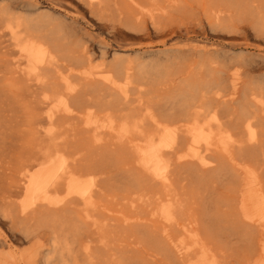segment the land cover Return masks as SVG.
<instances>
[{
    "label": "rangeland",
    "instance_id": "374dc122",
    "mask_svg": "<svg viewBox=\"0 0 264 264\" xmlns=\"http://www.w3.org/2000/svg\"><path fill=\"white\" fill-rule=\"evenodd\" d=\"M245 1L0 0L6 71L0 78L1 129L13 134L0 160V264H87L80 242L97 244L95 255L106 256L105 264L111 254L122 264H246L238 262L244 247L264 242L262 162L220 153L207 171L191 158L204 149L181 133L166 179L145 170L153 149L170 140L169 132L183 126L217 133L208 124L211 111L197 122L176 123L167 116L188 84L221 85L227 101L244 82L247 88L264 83V30ZM236 6L248 10L245 17L216 21V11ZM21 48L27 59L15 54ZM45 96L51 98L48 106ZM58 101L70 110L50 125L45 117ZM36 151L57 155L52 182H46L49 163L22 169ZM186 154L187 160L180 159ZM58 202L68 203L62 211L51 210ZM35 206L33 215L21 216ZM99 241L108 243L110 255ZM263 259L259 251L253 261Z\"/></svg>",
    "mask_w": 264,
    "mask_h": 264
},
{
    "label": "bare ground",
    "instance_id": "6f19581e",
    "mask_svg": "<svg viewBox=\"0 0 264 264\" xmlns=\"http://www.w3.org/2000/svg\"><path fill=\"white\" fill-rule=\"evenodd\" d=\"M77 1V0H75ZM92 4H100L101 0H87ZM116 1V0H115ZM226 1V0H225ZM241 3L240 1H236ZM235 2V4H236ZM246 3H250V10L252 14V20H254L257 23H260L263 30H264V0H246ZM233 3V2H231ZM116 4V3H115ZM200 4V3H199ZM149 5V4H148ZM222 5V4H221ZM238 5V4H237ZM247 5V4H246ZM246 5H244L246 7ZM101 6V5H100ZM177 6V5H176ZM153 7V6H151ZM173 7V6H172ZM199 7V6H198ZM216 8V7H215ZM103 9V8H102ZM248 9V8H247ZM104 10V9H103ZM246 8H240L236 6L235 9L232 10V8H223L219 11L215 12V18L217 20H221L223 18H227L228 20H232L236 15H239L240 18L241 16H244L247 14ZM175 12V11H174ZM213 14V12H211ZM108 15V14H107ZM167 17V16H166ZM94 19V18H93ZM173 19V18H172ZM171 19V20H172ZM243 19V18H242ZM241 19H239L240 21ZM244 20V19H243ZM24 21V20H23ZM139 21V20H138ZM242 21V20H241ZM229 22V21H228ZM244 22V21H243ZM184 23V22H182ZM226 23V21H225ZM247 23V22H246ZM139 24V23H138ZM185 24V23H184ZM214 25V24H213ZM218 24H216L217 26ZM257 25V24H256ZM257 27V26H255ZM260 28V27H259ZM165 29V28H164ZM232 29V28H231ZM29 30V29H28ZM34 30V29H33ZM37 30V29H36ZM250 30V29H249ZM252 31V30H251ZM112 32V31H111ZM28 33H30L28 31ZM40 33V32H39ZM42 34V33H41ZM26 35V34H25ZM28 35V34H27ZM35 35V34H34ZM30 37H36V36H30ZM228 37V36H227ZM251 37V36H250ZM249 37V38H250ZM58 39V38H57ZM49 40V39H48ZM46 41V40H45ZM34 42V41H33ZM58 42V41H56ZM64 42V41H63ZM5 42H1L3 44ZM35 43V42H34ZM62 46V44H61ZM68 46V45H67ZM9 47H4L5 50H7ZM53 49V48H52ZM72 49V48H71ZM237 49V48H236ZM26 49L21 48L18 49L17 52H15L16 55H18L19 60L22 59H27L26 55ZM202 51V50H201ZM211 52V51H210ZM230 52V51H229ZM76 53V52H75ZM4 54H10L8 51H5ZM199 54V53H198ZM66 55V54H65ZM203 55V54H202ZM6 56V55H5ZM4 56V57H5ZM218 56V55H217ZM243 56V55H241ZM246 56V55H245ZM212 57V56H211ZM231 57V55H230ZM241 58V57H240ZM239 58V59H240ZM2 59V58H0ZM83 59V58H82ZM215 59V58H214ZM226 59V58H225ZM238 59V58H237ZM236 59V60H237ZM247 59V58H245ZM85 60V59H84ZM206 60V59H205ZM241 60V59H240ZM72 61V59H71ZM254 61V60H253ZM192 62V61H191ZM227 62V61H226ZM243 62V61H242ZM173 63V62H172ZM225 63V62H224ZM230 63V60H229ZM238 63V62H237ZM252 63V62H251ZM211 64V63H210ZM233 64V62H232ZM16 65V64H15ZM118 65V64H117ZM199 65V64H198ZM223 65V64H222ZM246 65V64H245ZM72 66V65H71ZM119 66V65H118ZM222 67V66H221ZM227 67V66H226ZM234 67V66H233ZM257 67V66H256ZM73 68V67H72ZM115 67H113L112 70H114ZM121 68V66H120ZM119 68V69H120ZM249 68V67H248ZM3 61L0 60V78L3 77L6 73L5 70H3ZM75 69V68H74ZM78 69V68H77ZM82 69V68H81ZM117 69V68H116ZM210 69V68H209ZM258 69V68H257ZM79 70V69H78ZM135 70V69H134ZM205 70V69H204ZM206 71V70H205ZM220 71V70H219ZM225 71V70H224ZM14 72V71H12ZM218 72V71H217ZM224 73V72H223ZM222 73V74H223ZM240 73V72H239ZM135 74V73H134ZM204 74H206L204 72ZM251 74V73H250ZM20 75V74H19ZM117 75V73H116ZM136 75V74H135ZM183 75V74H182ZM26 76V75H24ZM124 76V74H123ZM205 76V75H204ZM208 76V75H207ZM210 76V75H209ZM223 76V75H222ZM221 76V77H222ZM242 76V75H241ZM262 76V75H261ZM264 76V75H263ZM119 77V76H118ZM56 78V77H54ZM80 78V77H79ZM121 78V77H120ZM120 78L118 80H120ZM207 78V77H206ZM84 79V78H83ZM211 79V78H210ZM209 79V80H210ZM213 79V78H212ZM260 79V78H259ZM264 79V78H263ZM123 80V79H122ZM221 80V79H220ZM17 81V80H16ZM32 81V80H31ZM121 81V80H120ZM213 81V80H212ZM193 82V81H192ZM220 82V81H219ZM221 83V82H220ZM230 83H232V80H230ZM18 84V83H16ZM199 84V83H198ZM254 87L247 88L248 83L244 82L242 84V87H245L241 89L240 87L237 89V91H233L231 95H235L236 97L230 98L227 101H224L223 95H221L219 92L222 91V88L220 86L216 87L210 86L209 84L206 85H189L188 88L182 93L181 98H180V103L177 104V107H172L169 109L167 112V116L169 117H174V121L176 123H183V122H189V121H194L197 122V120L206 112H213V116L209 119L208 124H214L216 126L217 133H206L204 128L201 130H197L195 128H187L186 130H181L183 126L180 128H177L174 130V132H169L171 134V138L168 142L164 144H159L156 149H153V152L149 155L148 161L149 165L146 166L147 172L152 174L157 179H166L167 177V172L166 168L168 163L174 158L177 152V140L180 136V134H184L187 136H191L192 143L196 145L198 149H204V153H194L191 158L193 159V163L197 164L200 166L202 169L209 170L212 167L211 165L214 164V162L217 161V157L220 156V153L226 155H238V158L240 160L242 159H247V158H252L254 162H262L264 164V151L262 150V143L264 142L262 138L264 137V131H263V126H264V83H261L258 85V82L256 83ZM187 85V84H185ZM233 86V85H231ZM39 87V86H37ZM223 87V86H222ZM3 88V87H2ZM11 89V88H10ZM185 89V88H184ZM215 89V90H214ZM3 90V89H2ZM13 90V89H11ZM246 90V91H245ZM8 91V90H7ZM17 91V90H16ZM92 91V90H90ZM18 92V91H17ZM23 92V91H22ZM21 92V93H22ZM32 92V91H31ZM137 92V91H136ZM83 93V92H82ZM7 94V93H6ZM11 94V93H10ZM146 94V93H145ZM2 95V94H1ZM0 95V96H1ZM13 95V94H12ZM26 95V94H25ZM31 95V94H30ZM68 96L71 97V94L68 93ZM83 95V94H82ZM135 95V94H134ZM4 96V95H3ZM14 96V95H13ZM27 96V95H26ZM29 96V95H28ZM87 96V94H86ZM32 97V96H31ZM30 97V98H31ZM12 97H10L11 99ZM94 98V97H93ZM14 99V98H13ZM31 100V99H30ZM99 100V99H98ZM128 100V99H127ZM14 101V100H13ZM75 101V100H74ZM120 101V100H119ZM152 101V100H151ZM70 102V101H69ZM101 102V101H100ZM107 102V101H106ZM115 102V101H114ZM31 103V102H30ZM44 103L48 106L51 104V98L45 96L44 97ZM98 103V102H97ZM102 103V102H101ZM152 103V102H151ZM222 103V106H219ZM0 160L1 158L4 157V152L7 150L8 146L12 144V142L8 143V140L10 139V136L12 137V133H8L7 131H3L2 128V111H3V102L0 101ZM27 104V103H26ZM76 104V103H75ZM153 104V103H152ZM22 105V104H21ZM20 105V106H21ZM73 105V104H72ZM101 105V104H99ZM155 105V104H154ZM25 106V105H24ZM103 106V104H102ZM158 107V106H157ZM156 107V109H157ZM166 107V106H165ZM252 110V108H254ZM101 108V106H100ZM104 108V107H103ZM70 107L68 106L67 103H63L61 101H58V104L54 106L52 109L48 110L47 115L45 117V120L48 124H53L54 121L58 118L61 117L60 113H63L62 117L68 116ZM103 110V109H102ZM258 110L260 112H258ZM7 111V110H6ZM24 111V110H23ZM75 111V110H74ZM104 111V110H103ZM108 111V109H107ZM106 111V112H107ZM135 111V110H134ZM163 111V110H162ZM113 113V110H112ZM169 113V114H168ZM8 114V113H7ZM86 114V113H85ZM134 114V113H133ZM163 114V112H162ZM212 114V113H211ZM141 116V115H140ZM21 117V116H20ZM157 116H152L153 123L157 124L159 123L157 119H155ZM126 118V117H125ZM131 118V117H130ZM207 118H209L207 116ZM13 119V118H12ZM19 119V118H17ZM42 119V118H41ZM202 119V118H201ZM127 120V119H126ZM131 120V119H130ZM5 121V118H4ZM20 121V120H19ZM72 122V121H71ZM84 122V121H83ZM169 122V121H168ZM39 123V122H37ZM81 123V122H80ZM128 123V122H127ZM39 125V124H37ZM131 125V124H130ZM6 126V125H5ZM14 128V127H13ZM16 128V127H15ZM23 128V127H22ZM64 128V127H63ZM95 129V128H94ZM23 130V129H22ZM64 130V129H63ZM24 131V130H23ZM22 131V133H23ZM65 131V130H64ZM67 131V130H66ZM165 131V129H164ZM158 132V131H157ZM162 132V131H160ZM25 133V132H24ZM44 133V132H43ZM65 133V132H64ZM21 134V133H20ZM42 134V133H40ZM45 134V133H44ZM23 135V134H22ZM85 135V134H83ZM28 136V135H27ZM58 135H56L57 137ZM24 137V136H23ZM115 137V136H114ZM120 137V135H119ZM216 137H219V139H216ZM61 138V136H60ZM111 138V137H110ZM74 139V138H73ZM116 139V138H114ZM185 140V138H183ZM70 140V139H69ZM70 142V141H69ZM72 142V141H71ZM77 142V141H76ZM80 142V141H79ZM30 143V142H29ZM37 143V142H35ZM112 143V142H111ZM32 144V143H31ZM113 144V143H112ZM68 145V144H67ZM74 145V144H73ZM188 145V143H187ZM184 146V144H183ZM186 146V145H185ZM15 147V146H14ZM73 148V147H72ZM84 148V146H83ZM12 149V146H11ZM15 149V148H14ZM99 149V148H98ZM9 150V148H8ZM81 150V149H80ZM125 150V149H124ZM16 151V150H15ZM29 151V150H27ZM10 152H13L10 150ZM106 152V151H105ZM104 152V153H105ZM15 153V152H14ZM13 153V154H14ZM32 153V152H31ZM108 153V152H107ZM10 154V153H8ZM74 154V153H73ZM72 154V156H73ZM93 154V153H91ZM122 154V153H121ZM62 155V154H61ZM119 155V154H118ZM15 156V155H14ZM57 155L55 153H40V151H36L32 154L31 157L27 158L25 162L22 165L23 170H30L33 169L34 166L38 165H45V164H50L45 171H47L48 176L46 177V182H49L52 178V163L54 162V159L56 158ZM71 156V157H72ZM123 156V155H122ZM66 157V156H65ZM99 157V156H98ZM76 158V157H75ZM189 158V155L186 154L185 156L181 157L180 159L187 160ZM234 158V157H233ZM42 160V161H41ZM62 160V159H61ZM87 160V159H86ZM14 161V160H13ZM95 161V160H94ZM102 161V160H101ZM191 161V160H190ZM93 162V161H92ZM215 162V163H216ZM221 162V161H220ZM148 163V162H147ZM219 163V162H218ZM222 163V162H221ZM220 163V164H221ZM224 163V162H223ZM222 163V164H223ZM21 164V163H19ZM103 164V163H102ZM219 164V165H220ZM113 165V164H112ZM262 165V164H261ZM19 166V165H18ZM97 166V165H96ZM127 166V165H126ZM221 169L225 165H220ZM219 166V167H220ZM231 166V165H230ZM92 167V166H91ZM90 167V168H91ZM94 167V166H93ZM104 167V166H103ZM214 166V168H219ZM41 168V167H40ZM123 168V167H122ZM262 170V167H260ZM63 169V168H62ZM61 169V170H62ZM111 169V168H110ZM220 169V170H221ZM238 170V169H235ZM232 170V171H235ZM97 171V170H96ZM101 171V170H100ZM103 171V170H102ZM109 171V170H108ZM125 171V170H124ZM212 171V170H211ZM95 172V171H94ZM99 172V171H97ZM214 172V171H213ZM237 172V171H236ZM140 173V172H139ZM96 174V173H95ZM133 174V173H132ZM115 175V174H114ZM134 175V174H133ZM243 175V173H242ZM118 176V175H117ZM238 176V175H237ZM59 177V176H58ZM239 177V176H238ZM24 179L26 182H29V177L24 176ZM35 180H39V178H34ZM111 179V177H110ZM109 179V180H110ZM143 179V178H142ZM226 179V178H225ZM4 180V179H3ZM7 180V179H5ZM112 180V179H111ZM110 180V181H111ZM141 180V179H140ZM158 181V180H157ZM52 182V180H51ZM148 182V181H147ZM156 182V180H155ZM261 182V181H260ZM263 182V181H262ZM117 183V182H116ZM157 183V182H156ZM179 183V182H178ZM53 184V183H52ZM59 184V183H58ZM98 184V182H97ZM114 184V183H113ZM173 184V183H172ZM1 185V184H0ZM48 185V184H47ZM54 185V184H53ZM101 185V184H100ZM111 185V184H110ZM109 185V186H110ZM155 185V184H153ZM158 185V184H157ZM98 186V185H97ZM108 186V187H109ZM163 186V185H162ZM104 187V186H103ZM107 187V186H106ZM131 187V186H130ZM129 187V188H130ZM153 187V186H152ZM158 188V187H157ZM156 188V189H157ZM262 188V187H260ZM113 189V187H112ZM111 189V190H112ZM159 189V188H158ZM62 190V189H61ZM110 190V189H109ZM114 190V189H113ZM137 190V189H136ZM179 190V189H178ZM116 191V190H115ZM61 192V191H60ZM129 192V191H128ZM159 192V191H158ZM187 192V191H186ZM46 193H49L47 191ZM88 193V192H87ZM98 193V192H97ZM123 193V192H122ZM161 193V192H160ZM120 194V193H119ZM118 194V195H119ZM132 194V193H130ZM152 194V192H151ZM164 194V193H162ZM107 195V194H106ZM110 195V194H109ZM145 195V194H144ZM153 195V194H152ZM86 196V195H85ZM94 196V195H93ZM121 196V195H120ZM155 196V195H154ZM168 196V195H167ZM183 196V195H181ZM124 197V196H123ZM142 197V196H141ZM165 197V196H164ZM187 197V196H186ZM38 198V195L35 194L33 196V201L32 205L35 204L36 199ZM145 198V197H144ZM122 199V198H121ZM164 199V198H163ZM108 200V199H107ZM119 200V199H118ZM207 200V199H206ZM113 201V200H112ZM193 201V200H191ZM190 201V202H191ZM99 202V201H98ZM97 202V203H98ZM189 202V204H191ZM67 203H63L62 205H59L58 203L54 204L53 209L54 211H62L65 209V206H67ZM73 203V202H72ZM95 203V202H94ZM100 203V202H99ZM111 203V202H110ZM183 203V202H182ZM74 204V203H73ZM79 204V203H78ZM113 204V202H112ZM134 204V202H133ZM204 204V203H203ZM59 205V206H58ZM98 205V204H97ZM101 205V204H100ZM104 205V204H103ZM114 205V204H113ZM136 205V204H135ZM217 205V204H216ZM228 205V204H227ZM226 205V206H227ZM230 205V204H229ZM13 206V204H12ZM16 206V205H15ZM74 206V205H73ZM93 206V205H92ZM10 207V206H9ZM220 207V206H219ZM36 206L34 208H31L28 212L25 210L21 212V216L23 218L27 217L30 213H33L36 211ZM101 208V207H100ZM109 208V207H108ZM88 209V208H87ZM112 209V208H111ZM155 209V207H154ZM20 210V208H19ZM91 210V209H90ZM115 210V209H114ZM141 210V209H140ZM151 210V209H150ZM66 211V210H65ZM74 211V210H73ZM12 212V211H11ZM80 212V211H78ZM100 212V211H99ZM137 212V211H136ZM16 213V211H15ZM29 213V214H28ZM68 213V212H67ZM101 213V212H100ZM38 214V212H37ZM72 214V213H71ZM82 214V213H81ZM96 214V212H95ZM243 214V213H242ZM17 215V213H16ZM103 215V214H101ZM226 215V214H225ZM67 216V214H66ZM74 216H77L74 215ZM229 216V215H228ZM80 217V216H79ZM82 217V215H81ZM220 217V216H219ZM69 218V217H68ZM105 218V217H104ZM192 218V217H191ZM8 219V218H7ZM21 219V218H20ZM81 219V218H80ZM84 219V218H82ZM98 219V218H97ZM96 219V221H97ZM121 219V218H120ZM104 220V219H103ZM227 220V219H226ZM241 220V219H239ZM247 221L246 219H244ZM21 221V220H20ZM122 221V220H121ZM201 221V220H200ZM228 221V220H227ZM233 221V220H232ZM231 221V222H232ZM22 222V221H21ZM82 222V221H81ZM126 222V221H125ZM23 223V222H22ZM118 223V222H117ZM250 223V222H249ZM14 224V223H13ZM99 224V223H98ZM139 224V223H138ZM227 224V223H226ZM74 225V224H73ZM91 225V224H90ZM93 225V224H92ZM119 225V224H118ZM122 225V224H121ZM234 225V224H233ZM247 225V224H245ZM120 226V225H119ZM129 226V225H128ZM203 226V225H202ZM237 226V225H236ZM244 226V225H243ZM99 227V226H98ZM97 227V228H98ZM118 227V226H117ZM132 227V226H130ZM175 227V226H174ZM229 227V226H228ZM94 228V227H93ZM100 228V227H99ZM72 229V227H71ZM179 229V228H178ZM243 229V228H242ZM91 230V229H90ZM136 230V229H135ZM134 230V231H135ZM236 230V229H235ZM234 230V231H235ZM9 231V230H8ZM74 231V229L72 230ZM88 231V230H87ZM92 231V230H91ZM106 231V230H105ZM55 232V231H54ZM53 232V233H54ZM75 232V231H74ZM73 232V233H74ZM33 233V232H32ZM127 234V233H126ZM129 235V233H128ZM152 236V234L150 235ZM129 237V236H128ZM159 237V236H158ZM51 238V237H50ZM207 238V237H205ZM241 238V237H240ZM84 239V238H83ZM125 239V238H123ZM122 239V240H123ZM128 239V238H127ZM210 241V240H209ZM213 241V239H212ZM100 242V241H99ZM124 241H122L123 243ZM160 242V241H159ZM207 242V241H205ZM211 242V241H210ZM243 242V241H242ZM93 242H80L83 255L88 259L89 264H105V257H99L95 255L94 250L97 248L96 246H92ZM208 243V242H207ZM215 243V242H214ZM121 244V243H120ZM153 243H151L152 245ZM211 244V243H210ZM209 244V245H210ZM220 244V243H218ZM240 244V243H239ZM62 245V244H61ZM122 245V244H121ZM208 245V246H209ZM59 246V245H56ZM159 246V245H158ZM53 247V246H52ZM100 248L104 250L105 254H109L111 251L110 247L108 246L107 242H100ZM99 248V250H101ZM157 249V248H156ZM216 249V248H215ZM162 250V249H161ZM160 251V249H159ZM166 251V250H165ZM173 251V250H172ZM179 251V250H178ZM212 251V250H211ZM218 251V250H217ZM240 251V250H239ZM262 252L264 255V242H251L247 246L244 247V249L240 252L241 254L239 255L238 262H243L246 264H255L254 263V257L258 252ZM52 252H54L52 250ZM51 252V253H52ZM58 252V251H57ZM102 252V251H101ZM171 252V251H170ZM181 252V251H180ZM123 253V252H122ZM223 253V252H222ZM110 255V254H109ZM113 258L110 260V264H122V261L119 257H116L114 254H111ZM191 255V254H190ZM173 256V255H172ZM55 257V256H54ZM80 257V256H79ZM174 257V256H173ZM108 258V257H107ZM86 259V260H87ZM106 260H109L106 259ZM140 260V259H139ZM78 261V260H77ZM80 261V260H79ZM264 264V259L263 261L261 260ZM60 263V262H59ZM58 263V264H59ZM87 263V261H86ZM87 263V264H88ZM139 263V262H138ZM109 264V263H108ZM156 264V263H155Z\"/></svg>",
    "mask_w": 264,
    "mask_h": 264
}]
</instances>
